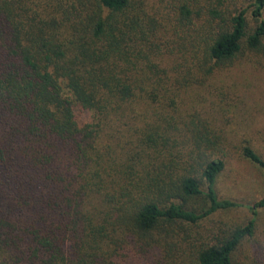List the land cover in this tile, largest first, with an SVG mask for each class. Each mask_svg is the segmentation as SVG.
Masks as SVG:
<instances>
[{"label": "trees", "instance_id": "trees-1", "mask_svg": "<svg viewBox=\"0 0 264 264\" xmlns=\"http://www.w3.org/2000/svg\"><path fill=\"white\" fill-rule=\"evenodd\" d=\"M252 69L264 0H0V264H264Z\"/></svg>", "mask_w": 264, "mask_h": 264}, {"label": "rangeland", "instance_id": "rangeland-1", "mask_svg": "<svg viewBox=\"0 0 264 264\" xmlns=\"http://www.w3.org/2000/svg\"><path fill=\"white\" fill-rule=\"evenodd\" d=\"M244 72H247L246 75L250 78L261 76L252 87L256 91V99L255 101L247 102L246 108L254 121L253 132L251 133L255 141L260 144L261 153L264 154V71L259 72L252 69ZM257 130L260 133H256ZM217 188L219 195L222 197L253 201L264 196V178L253 164L236 154L230 160L228 171L220 175L217 181ZM248 214L245 210L233 209L224 214L223 218L231 221H240ZM262 218L263 224H261L260 229H262L261 231L264 234V212L262 213ZM261 241L264 243L263 237H261Z\"/></svg>", "mask_w": 264, "mask_h": 264}]
</instances>
